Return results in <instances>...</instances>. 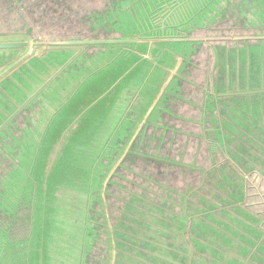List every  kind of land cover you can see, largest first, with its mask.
Returning a JSON list of instances; mask_svg holds the SVG:
<instances>
[{"label":"rangeland","instance_id":"374dc122","mask_svg":"<svg viewBox=\"0 0 264 264\" xmlns=\"http://www.w3.org/2000/svg\"><path fill=\"white\" fill-rule=\"evenodd\" d=\"M146 1L148 0H104L89 6L91 9L87 13L90 15L91 25L94 26V22L99 25L97 31L85 40L144 39L124 45L86 47L75 44L51 47L42 56L27 62L25 68L9 76L7 91L2 97L8 101V112L0 124V132L5 133L8 139L4 155V160L7 161L0 163V176L5 178L4 193L8 190L10 199L2 196L7 205L3 209L0 204V210H4L15 229L13 235L9 236L2 228L5 223L0 221V264H32L35 261L36 247L43 249L41 256L46 255L48 264L110 263L112 254L110 252L109 256L106 255V246L97 241L101 247L97 252L94 248L98 226L104 225L112 253L120 254L121 251L117 242L119 233L114 232V220L110 222L109 213L117 215L123 205L118 204L119 197L118 200L112 198L113 209L110 211L107 203L109 195L112 196L110 187L114 179L124 185V192H119L124 201L131 193L141 192L158 206L159 213H163L165 219L176 216L174 213L178 212L181 193H188L186 205L192 209L203 208L211 192L223 196V190L214 188L209 181L204 180L203 170H199V166L209 158L204 157L209 149L205 145L206 139L201 138L204 126L198 122L202 112L199 100L206 96L202 92L210 85L209 81L224 71L217 56L219 48L213 49L216 54L213 62L211 47H202L201 39L206 34L222 32V38L231 39L233 43L240 42L234 49H231L229 43L226 48L229 54L228 68H231L229 71L240 75L241 70L246 69L248 73L246 72L243 84L246 86V94L251 93L248 98H264V0H210L198 7L190 20L167 28L153 43L148 40L152 36L151 22L143 21L138 15L132 17L133 14L131 16L129 11L125 13L126 10L136 11ZM88 3L89 0H32L24 8L22 5L10 7L8 1L0 0V35L5 33L9 36L14 30H20L26 20L31 22L28 39L30 49L33 42L57 40L52 33L42 36L41 32L53 30L56 20L82 12L80 9ZM102 26H105V30ZM14 37L17 38L13 39ZM9 38L21 40L15 34ZM45 50L39 48L35 53H43ZM29 51L28 48L25 55L17 57L15 67L28 58ZM2 58L0 56V65L4 62L1 61ZM11 69L8 67L0 74V78L6 77ZM257 73L261 76L258 82L262 81V89L259 91L251 88L252 79L257 78ZM176 91H181L180 94L190 98V101L174 103V110L185 117L195 113L190 127L186 125L183 128L189 132L190 138H185L183 135L186 134L181 132L176 137L171 134L169 138L175 139L169 143V149L172 150L168 161L159 155L153 158L138 156L134 161L129 160L134 169L132 172H122L121 175L127 179L122 178L117 171L119 167L122 168L121 163L114 168L119 160L116 161L117 156L126 151L130 142V148L123 159L126 160L133 146L135 148L144 140L147 128L167 130L161 113L167 114L168 104L172 98H176ZM17 113L18 116L23 114L18 121L20 125L10 120ZM240 118L244 126L242 129L248 132L247 125L252 124H244L246 118L241 115H225V118L221 117L214 122L206 116L207 123L211 125L208 131L212 133V138L220 137V141L215 143L216 147L223 146V141L229 136H224V132L214 126L215 123L222 125L226 119L232 124H240ZM174 124L179 128L186 121L181 117H174L173 127ZM231 127L227 130L229 133L240 130L238 127ZM179 129L182 130V127ZM14 130L19 131L17 134L13 133L17 137L12 134ZM0 145H3L2 142ZM1 151H4L3 148ZM260 154L259 150L242 153L254 167L246 175L248 179L244 184V192H240L241 195L244 194L240 206V196L235 195L232 197V200H236L233 202L234 207H211L207 208L206 213V217L216 214L226 221L225 217L232 216L231 210H237L238 207L243 209L233 214L239 220L233 226H238L236 228L242 232L240 235L246 244L241 249L242 254L249 250L250 244L253 245L247 239L254 238L246 224L250 225L255 221L254 228L264 231V223L258 226V221L264 219V178L259 171L263 169L261 164L264 155ZM219 158L221 153L218 154ZM10 164L14 166L11 168ZM3 169L5 171L2 172ZM31 188L34 189L33 192ZM12 201L19 205L15 206ZM86 212L93 216L89 232L81 227V218ZM8 213H12L13 217ZM201 213H194L193 221H197ZM50 215H53L51 223L57 226L52 232L51 241H44L45 244L41 243L42 245L40 241H28L30 229L37 227V220H46ZM150 215L152 214L144 211L143 241H152L149 233H154L153 227L163 232L162 226L157 222V225L150 227ZM120 217L124 218L122 214ZM1 218L4 216L0 212V220ZM29 218L32 220L31 225ZM46 227L49 228L48 224ZM218 227L224 228V225L218 224ZM24 228L29 229L26 241L14 240L22 236ZM200 228L201 237L204 238L206 232H211L212 238L218 239L217 231H211L210 226ZM130 234H127L128 238L131 237ZM229 234L238 237L234 231L230 230ZM257 237L261 239L258 235ZM212 238L208 235V239L214 241ZM178 239L181 240V237ZM218 245L214 241V246ZM255 247L256 244L252 246L253 249ZM204 253L203 250H195L197 258H204ZM158 256L154 262L144 261L143 264H188L179 259L176 253L164 251ZM207 259L210 263L211 256L208 255ZM120 263V256H114L111 264ZM261 263L259 259L251 262ZM197 264L204 262L198 260Z\"/></svg>","mask_w":264,"mask_h":264},{"label":"flooded vegetation","instance_id":"af4514ba","mask_svg":"<svg viewBox=\"0 0 264 264\" xmlns=\"http://www.w3.org/2000/svg\"><path fill=\"white\" fill-rule=\"evenodd\" d=\"M6 1L9 2L10 7L15 5H22L25 8L30 4V1L32 0ZM101 2H104V0H89V3L80 9V11L82 12L71 14L63 18L62 20H56L53 24L54 27L52 26V29H54H49L45 33L41 32V35L47 36L52 33L54 35L53 38L57 39L52 41L70 40L71 37L78 38L76 41H78L80 38L83 40L90 38V34H93L94 31H92L90 15L87 13V11L91 9L89 8V6L97 5ZM19 17L21 18L22 15L20 14ZM20 28V30H14L13 33H11V35L9 36L5 35V33H2L3 35H0V41L18 40L27 41L29 44L30 41H28V39L30 38L29 33L31 30V22H27L26 20H24ZM14 34L17 35L21 40H11L12 38L10 39L9 37ZM222 37V32H220L216 33L215 35L206 34L201 39V41L203 42L202 47L204 45L211 47L213 53V62L215 61L214 57L216 56L213 49L215 47L219 48L217 56L220 61L219 64L224 71H222V73H219L217 77L215 75L214 79L211 82L209 81L210 85L202 92L206 96L204 98L201 97L199 100L200 106L202 103V107H199L202 112L199 115L200 120H198V122L203 124L204 126V135H202L201 138L206 139L205 145L210 151H207V153L204 155V157L208 156L209 158L208 160H204L203 164L199 166V170H203L204 180L209 181L210 184L214 186V188L223 190V196L221 197L211 192L210 197H207L208 201L205 202L203 208L192 209L188 208L186 205V197L188 193H181L178 199V212L174 213L176 216L171 217V219H165L163 213H159L160 211L158 209V206H156L155 203L149 201L148 197H145V194L141 192L131 193V196L126 201H124V197L119 195L120 191L124 192V185L123 183H118L117 180L114 179L113 184L110 187L112 196L110 197L109 195V197L107 198V203L110 211L111 209H113L112 198H116V200H118L119 197L118 204L123 205L119 208L120 210L117 211V215H111V213H109L110 222L112 223L113 220L115 221V224L114 221L112 223L113 230L115 233H119L117 242L119 247L121 248V251L120 254L116 252L114 254L112 253L110 240L107 236V228L105 230L104 225L98 226L97 236L95 238L96 245L94 248L95 252H97L98 248L101 247V244L104 247L106 246V255L108 254L109 256L110 252L112 254L111 261L108 264H111L114 256L117 255L120 256V264H143L144 261L154 262L159 257V253H164V251L172 252V254L176 253V256L179 259L181 258V260H185L188 264H197L198 260L203 261L204 264H208V255L211 256V262L209 264H218V262H221L220 264H251V262L255 261V259L261 260V264H264V231L262 229L254 228L255 221H253L254 224L252 223L250 225L246 223H239V225L246 224L250 227L254 238L250 237L246 239L253 242V245L256 244V247L254 249L252 248L253 245L250 244L249 250H247L246 253H241V249L245 248L246 244L245 241H243V239L241 238L240 234H242V232L240 231V229L236 228L238 226H233L234 223L238 224L239 222V220H237L233 214H236V211L240 210L241 207L236 208L237 210H231L230 215L232 216L225 217L226 221H223L221 217L216 216V214H213V216L211 215L210 217H206V213L208 211L207 208H222V205L223 207H234L233 202L236 200H232V197H234L235 195L238 197L240 196L238 199V206H240V203L243 201L244 194L241 195L240 192H244V184L248 179L246 175L254 167V164L249 163L242 155L243 151L251 153L252 150H259L261 153L260 155H264V98H261L260 100H251L248 98V95H251V93L246 94V86L243 84L247 72L246 69H242L240 75H234V73H231L229 71L231 69L228 68L229 54L228 52H226L228 43L230 44L231 49H234V46L236 44L241 43H233L231 39ZM16 38L17 37H14L13 39ZM207 46L206 49H208ZM202 47L200 49H202ZM27 52L28 49L22 52L13 49L0 50V56L3 57L1 61L4 60V62L0 65V74L4 73L8 69V67L12 68L11 72L6 77L0 78V124L5 120V114L8 112L6 107L8 101L3 100L2 97L7 91L9 76L14 72L17 73L21 68H25L27 62L29 61H23L19 66L16 67L14 65V62L16 61L17 57L25 55ZM259 77L261 76L257 73V78L252 79L251 88L255 91H259L262 89V81L258 82ZM176 93V98H172L171 102L168 104L167 114H165L164 112L161 113L163 125L165 126V128H167V130L162 129L160 131L158 127H150L146 129L144 140H142L139 145H136L135 148L133 146L127 159L125 158L126 160L121 161L120 165L122 166V168L119 167L117 171L122 178L124 177L125 179H127L125 176L121 175L122 172H132V169H134V166L129 163V160L132 161L133 159L134 161V159H137L138 156L153 158L154 156L159 155V157H161L163 160L168 161L169 157L171 156L172 150L169 149V143L171 142V140L175 139L169 138L171 137V134H173V136L175 135L174 137H176V135L181 132L186 134L183 135L185 138H190V136L188 135L189 132L183 130V128L186 125L190 127L191 118L194 117L195 113L190 117H185L177 113V110H174V103L177 104L181 101H190V98H187L186 96L180 94L181 91H176ZM18 114L19 113H17L14 117H11L10 120L11 122H15L17 125H20L18 121L19 118L23 116V114L19 116ZM225 115H241L243 118H246V121L243 122L244 124L251 123L252 125H247V127L249 128V131L247 132L245 131V129H242L244 128V126L242 124L241 118L239 120L240 124H232L226 119L225 123L222 125L215 123L214 126H216L218 129H221L224 132V136H229L228 139L223 141V146L216 147L215 143L220 141V137L212 138V133L208 131L209 129H211V125L207 123L206 116H209V119L214 122L221 117L225 118ZM174 117H181L185 119L186 124L180 126L182 127V130L179 129L180 127H176L175 124L174 127L172 126ZM231 126L235 128L238 127L240 129L239 132L229 133L227 130L228 128H232ZM13 133L17 134L19 133V131L14 130L12 131V134ZM197 133L200 134L199 132ZM13 135L17 137V135ZM205 135H208V137ZM0 142H2L3 144L2 146L0 145V163H2L7 161V159L4 160L6 149L5 146L8 145V139L5 133L0 132ZM2 148L4 151H1ZM219 153H221V158L223 159H218ZM224 158H226L225 161H223ZM255 158L259 160V157L256 156ZM146 162L148 161L146 160ZM13 166L14 165L10 164L11 168ZM261 166L263 169H260L259 171L261 176L264 178V159H262ZM3 171H5V169H3L2 172ZM4 179H0L2 183L0 184V199L2 198L5 191ZM226 195H230V197ZM14 203L15 202L12 201V204ZM0 204L3 206V209H5V201L3 198L0 200ZM3 209L0 210V212L4 216V218H1L0 221H3V223H5L2 225V228L5 232L8 233L9 236H11L14 233L15 226L8 221L9 217H7L5 213H3ZM144 211L146 212V214H152L150 215V227H152L153 225H157L155 223L157 222L163 228L164 233L153 227L156 232L154 231V233H149L152 241H148V239L146 241H143V234L145 233V231H143ZM197 211H201L202 215L198 218L197 221H193V218H195L194 213H196ZM240 211H243V209H241ZM120 214H122L124 218H121ZM262 214L264 215V213ZM7 215L13 217L12 213ZM262 223H264V219H260L258 221V226H260V224L262 225ZM218 224L224 225V228L218 227ZM201 226H210L211 231H217L218 239H213V235L211 234V232H206V237H201L199 235V233L202 234L200 228ZM230 230L236 232L238 237L230 235ZM129 233H131L130 238H128L127 236V234L129 235ZM207 234L214 241H217L219 245L214 246V241L208 239ZM257 235L261 237V239H259ZM160 236L162 241H160ZM179 237H181V240L178 239ZM97 241H100L101 244ZM175 242H179V244H176ZM259 249L260 252H258ZM195 250H203L205 252V257L202 258L199 256L197 258V256H195ZM100 259L98 260L100 261ZM97 264L100 263L97 262Z\"/></svg>","mask_w":264,"mask_h":264},{"label":"water","instance_id":"95a60500","mask_svg":"<svg viewBox=\"0 0 264 264\" xmlns=\"http://www.w3.org/2000/svg\"><path fill=\"white\" fill-rule=\"evenodd\" d=\"M208 1L210 0H148L145 3H143L140 8L137 7L136 11L126 10L125 13H128L129 11V13H131V16L133 14L132 17L138 15L141 17L143 21L151 22L152 28H151L150 34L152 36L148 40L149 42L153 43L157 41V39H159L160 34L165 33L167 28L175 27L176 25L182 22L190 20L193 17L194 13H196L198 7L204 6ZM144 4H146V7H144ZM148 4H150V6ZM183 16L185 17L183 18ZM140 39H144V38H140ZM140 39L138 38H125V39L103 38V39L78 40V41L65 40V41L33 42V47L31 46V49H30V44H28L27 41H18V40L17 41H0V50L13 49V50H18L22 52L29 48L30 50L29 57L25 61H30V60H33L35 58L42 56L51 47L70 46V45H75V44H80V45H85V46L102 45V44H116V45L122 44L124 45V44H129V43H136ZM193 40H196V39H193ZM39 48L41 49L45 48L46 50L43 53H37V52L35 53V50ZM150 112H151V109L149 113ZM145 117H147L146 113H145ZM130 145L131 144L129 142L128 148L126 149V151L118 155V158L116 159V161L118 159L119 160L117 161L116 166L114 167L115 169L124 159L126 153L128 152L130 148ZM43 156L44 154L42 155V158ZM48 156H49V152L47 154V157ZM31 168H32V165L30 169ZM113 171L115 172V170ZM33 190L34 189L31 188L32 192ZM3 196L10 199V197L8 196V190L6 191V193L3 194ZM4 201H5V205H7L6 199H4ZM14 205L17 206L19 205V203L15 202ZM40 206L42 208L44 207V205H40ZM104 206L106 207L105 203H104ZM92 217H93L92 214H90L89 212H86V215L83 218H81V227H85L88 230V232L91 229ZM52 218H53V215H50V218L46 220L39 218V220H37V223H36L37 227L34 230L30 229L31 234L28 237L29 238L28 241H40V245H42L41 243L45 244L44 241H51L50 238L52 236V232L57 228L55 224L51 223ZM29 219H30V225H31L32 220L31 218ZM104 219H105V215H104ZM47 224L49 228L46 227ZM26 230L29 231V229L24 228L21 231V233L23 234V232L24 231L26 232ZM46 231L48 232V234H46ZM92 234H94V232H92ZM92 234H91V237H92ZM42 250L43 249L41 247L40 249L36 247L35 255H34L35 261H33L32 264H48L49 263L46 255L43 256L44 258L41 256L43 255Z\"/></svg>","mask_w":264,"mask_h":264},{"label":"trees","instance_id":"16d2710c","mask_svg":"<svg viewBox=\"0 0 264 264\" xmlns=\"http://www.w3.org/2000/svg\"><path fill=\"white\" fill-rule=\"evenodd\" d=\"M128 3H129V1H127ZM128 3L126 4V5H128ZM149 6H150V4H148ZM144 7H146V4H144ZM140 10V9H139ZM96 23V24H95ZM94 24V26H92V31H94V32H96L97 31V26L99 25L97 22H94L93 23ZM105 26H102V29L103 30H105V28H104ZM97 34V33H96ZM117 158H118V156H117ZM121 166V165H120ZM101 212V211H100Z\"/></svg>","mask_w":264,"mask_h":264},{"label":"crops","instance_id":"0c3cea01","mask_svg":"<svg viewBox=\"0 0 264 264\" xmlns=\"http://www.w3.org/2000/svg\"><path fill=\"white\" fill-rule=\"evenodd\" d=\"M27 234H28V231L26 230V232L24 231L20 238H17V239H14V240L20 241L21 239H24L26 241Z\"/></svg>","mask_w":264,"mask_h":264}]
</instances>
